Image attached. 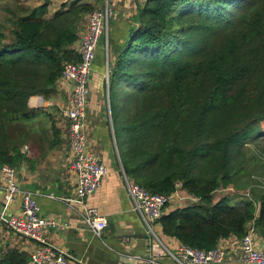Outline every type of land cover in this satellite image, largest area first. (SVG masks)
<instances>
[{
  "label": "trees",
  "instance_id": "trees-1",
  "mask_svg": "<svg viewBox=\"0 0 264 264\" xmlns=\"http://www.w3.org/2000/svg\"><path fill=\"white\" fill-rule=\"evenodd\" d=\"M78 1L50 16V0L6 8L0 167L16 168L26 158V123L37 113L28 99L53 93L65 64L78 60L79 24L95 9ZM132 21L109 74L124 173L151 193L170 194L180 182L196 199L159 218L163 234L184 246L209 250L229 236L241 238L249 222L264 238V189L241 205L215 198L221 188H239L243 145L264 136V0H145ZM28 259L0 245V264Z\"/></svg>",
  "mask_w": 264,
  "mask_h": 264
},
{
  "label": "crops",
  "instance_id": "crops-1",
  "mask_svg": "<svg viewBox=\"0 0 264 264\" xmlns=\"http://www.w3.org/2000/svg\"><path fill=\"white\" fill-rule=\"evenodd\" d=\"M73 1L75 0H50L47 16L68 7ZM144 2L145 0H109L113 15L108 22L107 34L97 47L89 81L87 146L101 157L107 167V174L100 186L87 195L85 203L107 217V227L100 236L84 224L78 204L70 200L75 198L76 182L71 170L67 120L63 116L67 94L55 85L54 92L48 96L35 95L28 99V106L37 110V113L26 123L32 131L22 149L26 158L16 167L17 178L19 185L35 197L39 214L55 218L62 225L50 228L46 238L49 243L71 255L74 264H150L146 261L149 256H153L159 264H181L168 255H163L162 248L165 246L169 251L175 252L181 243L163 234L158 223L154 225V230L162 245L153 246L155 244L145 232L140 215L132 208L121 172L110 111V69L122 44L127 40L133 16ZM78 3L97 8L102 0H79ZM86 17L87 14L79 24V36L85 29ZM73 48H76V43ZM2 185L0 176V210L5 205ZM180 193L181 197L171 201L164 211L184 207L196 200L184 189ZM5 210L8 214H18L21 210L20 199L7 204ZM248 231L254 232L257 245L264 247V238L253 229L252 222L248 223ZM239 240L240 237L237 236L223 239L222 244L232 253L220 264H245L237 253ZM0 245L3 248H17L29 256L36 243L1 226Z\"/></svg>",
  "mask_w": 264,
  "mask_h": 264
},
{
  "label": "built area",
  "instance_id": "built-area-1",
  "mask_svg": "<svg viewBox=\"0 0 264 264\" xmlns=\"http://www.w3.org/2000/svg\"><path fill=\"white\" fill-rule=\"evenodd\" d=\"M113 15L109 0H102L101 5L87 14L85 29L76 41L74 51L77 61H70L63 67L56 84L67 94V103L63 116L67 120V141L71 156V170L75 176V198L84 224L97 236L107 227V217L94 207L87 206L85 198L96 190L107 174V167L101 157L88 149L86 139V111L88 106L89 81L93 70L96 50L102 38L106 36L108 22ZM123 180L132 208L141 217L145 232L150 235L153 246L162 245L154 225L165 206L180 198L183 189L180 182L170 194L151 193L133 179L126 176L121 168ZM0 176L3 181L4 208L0 210V227L9 228L16 235L31 240L36 246L29 254L26 264H74V259L65 251L49 243L46 233L50 228L62 227L57 219L39 214L38 203L33 194L19 185L17 170L14 166L2 165ZM218 191H233L231 186ZM20 199L21 210L18 214H8L5 206ZM223 239L209 250H201L180 244L175 252L165 246L163 255L177 260L181 264H220L232 252L222 244ZM237 253L245 264H264V247L257 245L255 233L247 231L239 240ZM132 258V257H130ZM141 260L142 258L135 257ZM150 264L158 263L153 256L146 258Z\"/></svg>",
  "mask_w": 264,
  "mask_h": 264
},
{
  "label": "rangeland",
  "instance_id": "rangeland-1",
  "mask_svg": "<svg viewBox=\"0 0 264 264\" xmlns=\"http://www.w3.org/2000/svg\"><path fill=\"white\" fill-rule=\"evenodd\" d=\"M44 0H1L0 1V23L5 20L6 8L18 11L20 8H31L39 5ZM98 8V7H97ZM86 23V22H85ZM264 128V121L261 122ZM244 164L246 168L242 174L241 180L238 181L239 188L233 185V191H216L215 198L220 196H230L231 202L241 205L245 198L251 197L253 190L264 189V138L246 141L243 145Z\"/></svg>",
  "mask_w": 264,
  "mask_h": 264
},
{
  "label": "water",
  "instance_id": "water-1",
  "mask_svg": "<svg viewBox=\"0 0 264 264\" xmlns=\"http://www.w3.org/2000/svg\"><path fill=\"white\" fill-rule=\"evenodd\" d=\"M259 211H260V204H257V209H256V213L255 215L258 216L259 215ZM154 264H159V263H154Z\"/></svg>",
  "mask_w": 264,
  "mask_h": 264
}]
</instances>
